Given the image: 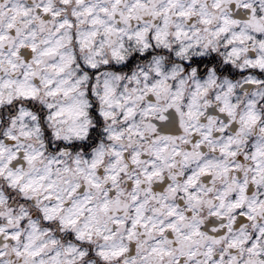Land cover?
<instances>
[{"label":"clouds","instance_id":"9594fccd","mask_svg":"<svg viewBox=\"0 0 264 264\" xmlns=\"http://www.w3.org/2000/svg\"><path fill=\"white\" fill-rule=\"evenodd\" d=\"M0 264H264V0H0Z\"/></svg>","mask_w":264,"mask_h":264},{"label":"flooded vegetation","instance_id":"af4514ba","mask_svg":"<svg viewBox=\"0 0 264 264\" xmlns=\"http://www.w3.org/2000/svg\"><path fill=\"white\" fill-rule=\"evenodd\" d=\"M130 64H131V61L129 62V66H130Z\"/></svg>","mask_w":264,"mask_h":264}]
</instances>
